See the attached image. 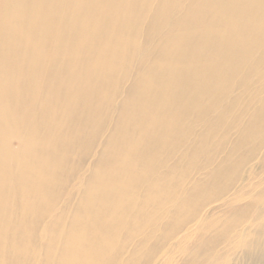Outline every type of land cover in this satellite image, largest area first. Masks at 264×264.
Returning <instances> with one entry per match:
<instances>
[{
  "label": "bare ground",
  "instance_id": "1",
  "mask_svg": "<svg viewBox=\"0 0 264 264\" xmlns=\"http://www.w3.org/2000/svg\"><path fill=\"white\" fill-rule=\"evenodd\" d=\"M264 263V0H0V264Z\"/></svg>",
  "mask_w": 264,
  "mask_h": 264
},
{
  "label": "rangeland",
  "instance_id": "2",
  "mask_svg": "<svg viewBox=\"0 0 264 264\" xmlns=\"http://www.w3.org/2000/svg\"><path fill=\"white\" fill-rule=\"evenodd\" d=\"M242 250L239 247H231L228 252L227 264H264L258 261L252 262L249 259L242 258Z\"/></svg>",
  "mask_w": 264,
  "mask_h": 264
}]
</instances>
